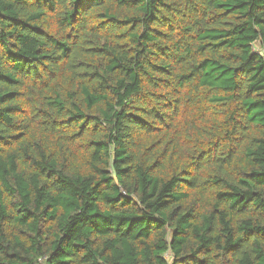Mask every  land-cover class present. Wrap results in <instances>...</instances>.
<instances>
[{
  "label": "trees",
  "instance_id": "obj_1",
  "mask_svg": "<svg viewBox=\"0 0 264 264\" xmlns=\"http://www.w3.org/2000/svg\"><path fill=\"white\" fill-rule=\"evenodd\" d=\"M0 264H264V0H0Z\"/></svg>",
  "mask_w": 264,
  "mask_h": 264
}]
</instances>
